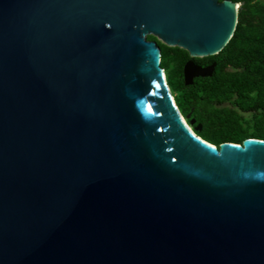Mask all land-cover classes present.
Masks as SVG:
<instances>
[{
  "label": "water",
  "instance_id": "obj_1",
  "mask_svg": "<svg viewBox=\"0 0 264 264\" xmlns=\"http://www.w3.org/2000/svg\"><path fill=\"white\" fill-rule=\"evenodd\" d=\"M235 3L0 0V264H264V140L188 129L147 38L190 85Z\"/></svg>",
  "mask_w": 264,
  "mask_h": 264
},
{
  "label": "trees",
  "instance_id": "obj_2",
  "mask_svg": "<svg viewBox=\"0 0 264 264\" xmlns=\"http://www.w3.org/2000/svg\"><path fill=\"white\" fill-rule=\"evenodd\" d=\"M222 1V0H218ZM242 1L234 33L214 56L192 59L200 66L214 65L210 76L196 77L190 85L183 80V65L190 58L178 47L159 44L160 67L167 69V85L177 93L175 105L204 141L218 146L225 142L240 144L248 138L264 140V28L260 32L241 34L248 0ZM241 114H249L253 133L247 129Z\"/></svg>",
  "mask_w": 264,
  "mask_h": 264
},
{
  "label": "rangeland",
  "instance_id": "obj_3",
  "mask_svg": "<svg viewBox=\"0 0 264 264\" xmlns=\"http://www.w3.org/2000/svg\"><path fill=\"white\" fill-rule=\"evenodd\" d=\"M223 1V0H222ZM231 1V0H230ZM220 2V1H219ZM237 4H239V8L242 5V1L240 2H236ZM246 7L248 9H257V10H263L264 9V0H248ZM239 10V9H238ZM264 28V12H246L244 15V22L241 25V34L242 35H247L248 33H253V32H260L262 29ZM147 38L149 40H153L156 41V43L159 45H164V43L158 39L157 37L153 36V35H148ZM166 46V45H165ZM195 59V58H194ZM175 64L170 63L169 67L167 69H162L166 81H167V72L171 67H174ZM169 87V86H168ZM170 90V95L171 97L174 98L176 97L177 93L172 92L171 89ZM244 122L242 123L243 127H246L247 132H246V136H250L253 133V124L250 121V115L249 114H241ZM183 117V116H182ZM186 124L190 127V129L192 130V126L190 123H187L186 118L183 117Z\"/></svg>",
  "mask_w": 264,
  "mask_h": 264
},
{
  "label": "bare ground",
  "instance_id": "obj_4",
  "mask_svg": "<svg viewBox=\"0 0 264 264\" xmlns=\"http://www.w3.org/2000/svg\"><path fill=\"white\" fill-rule=\"evenodd\" d=\"M235 7H237V3H235ZM183 120V118H182ZM184 121V120H183ZM185 123V122H184ZM185 125L188 127V129H190V127L185 123Z\"/></svg>",
  "mask_w": 264,
  "mask_h": 264
}]
</instances>
